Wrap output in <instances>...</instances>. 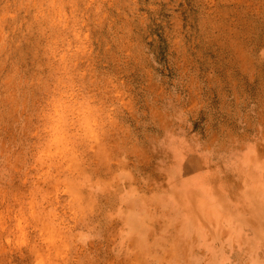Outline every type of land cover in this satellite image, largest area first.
Segmentation results:
<instances>
[{"label": "rangeland", "instance_id": "1", "mask_svg": "<svg viewBox=\"0 0 264 264\" xmlns=\"http://www.w3.org/2000/svg\"><path fill=\"white\" fill-rule=\"evenodd\" d=\"M0 264H264V0H0Z\"/></svg>", "mask_w": 264, "mask_h": 264}]
</instances>
